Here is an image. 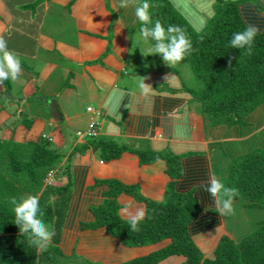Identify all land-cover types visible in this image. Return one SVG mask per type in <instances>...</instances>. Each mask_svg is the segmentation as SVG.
<instances>
[{
	"label": "crops",
	"instance_id": "crops-1",
	"mask_svg": "<svg viewBox=\"0 0 264 264\" xmlns=\"http://www.w3.org/2000/svg\"><path fill=\"white\" fill-rule=\"evenodd\" d=\"M31 1L0 0V16L3 20L0 21V38L5 39L8 49L19 57L20 48L24 47L19 39L23 36L32 38L35 42L32 50L22 56L35 58L32 72L36 69L39 74L26 77V88L24 91L23 85L20 95L12 98L8 95V98L15 100L0 103V144L9 138L18 144L30 142L31 139H27L28 132L37 133L38 126L47 125L49 131L56 135L47 133L43 136L51 138L53 146H68L69 154L64 155L60 148L56 149L60 163L45 174H38L37 178H28L26 173L21 172L23 161L27 160L21 158L24 149L0 150V178L7 182L0 193V207L4 204L6 206L10 197L20 198L30 194L40 197L46 185L66 183L65 171L68 169L72 184L67 210L73 218L71 227L63 232L67 241V254L74 249L78 256L101 264H118L146 256L168 244L169 240L128 247L103 227L82 229V222L94 220L89 217V205L85 204L86 210H83L84 202L93 200L97 203L105 199L104 195L107 192L109 194L110 189L113 190L110 181H114L120 185L114 190L119 205L118 215L129 221V214H134L138 209L146 213L145 200L162 201L171 182H175L176 190H186L199 196L206 192L202 191L201 184L206 183L210 175L222 179L227 185L228 175L224 169L226 161L259 145V139L252 142L247 141V137H216L220 125L207 127L199 109L192 108L191 94L182 89L183 80L176 69L171 72L163 69L165 64L162 59L152 58V54L147 53L146 44L138 45V33L132 37L127 35L125 15L119 13L113 22L116 27L110 28V10L115 11L114 6L120 8L118 0L111 2L113 7L106 6L104 0H74L75 11H71L60 0H33L30 4ZM218 1L215 0V4ZM169 2L196 29L203 17L199 5L204 0ZM34 3H40L39 11L36 15L27 16L34 19L33 24L23 23L24 26L19 27L27 12L19 11V8ZM262 3L264 7V1ZM132 25L138 31L135 15L132 17ZM141 46L139 52L135 50ZM143 55V68H140V57ZM146 64H150L148 69ZM167 76H174L180 87H173L166 79ZM143 80L153 95L150 101L137 106V113L133 114L128 105L130 98L127 93L138 91ZM49 98L56 100L60 121L50 117L47 108L41 103ZM22 99L24 101L19 105L18 101ZM34 104L40 107L35 109L32 107ZM88 107H91V111L87 110ZM29 117L32 122L26 128L23 123L27 124L25 120ZM78 131H91L95 135L78 136ZM43 136L38 139H44ZM101 142L120 145L125 150L111 159H104L100 155ZM140 150L159 152L163 156L142 164L135 154L142 152ZM115 152L118 151L114 149L112 154ZM200 152L209 160L208 175L202 180L197 179L193 186L186 189L184 183L171 178L167 173L166 155L182 156L184 163L187 153ZM142 153L149 158L146 152ZM2 167L5 172H2ZM6 169L10 170L7 172ZM19 180H22L24 187L18 186V182L12 189L10 182ZM78 195L80 201L77 204ZM207 195L202 201L203 215L214 219L216 224L192 234V239L204 258H212L216 244L223 235L229 236V231L232 232L235 227V239L240 237L242 232L236 227V222L243 227V231L247 229L244 231L247 233L250 231V222L258 218L255 222L257 224L264 219V209L250 207L251 203L247 200L234 199L233 212L220 216L210 208L213 200ZM184 263L182 255H171L159 262Z\"/></svg>",
	"mask_w": 264,
	"mask_h": 264
},
{
	"label": "trees",
	"instance_id": "trees-1",
	"mask_svg": "<svg viewBox=\"0 0 264 264\" xmlns=\"http://www.w3.org/2000/svg\"><path fill=\"white\" fill-rule=\"evenodd\" d=\"M262 1L264 0H219L215 4V18L207 22L203 32H197L172 7L169 0H148L154 17L165 25L180 26L192 39L193 51L183 61L190 66L199 89L185 90L198 101L199 111L206 125H225L229 128L239 126L242 129L251 124L247 121L250 114L264 106ZM247 24H253L259 29L251 54L229 45L232 34L243 30ZM136 27H141L137 20ZM256 138L259 139V145L228 160L227 185L239 189L240 195L235 199L247 200L251 203L250 207L264 209V128L254 140ZM100 145V155L104 159H111L125 150L110 142H101ZM37 148V144H34L27 160L23 161V170L20 169L28 178H37L38 174H45L60 163L59 154L55 151H45V147L43 150ZM113 148L118 152L112 154ZM142 152H146L145 155H149V158ZM142 152H135L142 164L163 156L151 150ZM185 157L184 163L182 156L173 154H167L164 160L169 176L184 183L187 189L197 179L202 180L208 175L209 160L201 152L187 153ZM68 172L70 171L66 169V183L46 185L40 195L43 218L55 232L46 252H38L30 245L27 237L21 234L14 224L15 218L9 203L6 208L5 204L0 207V264H66L65 258H77L83 260V264H89L90 261L78 256L74 249L67 254V241L63 237L64 230L71 227L73 218L68 215L70 211L67 210L71 201L69 188L72 184V177ZM110 185L113 190L110 189L109 194H105L108 199L105 197L97 203L93 200L84 202L83 210H86L85 204L89 205V217L94 220L82 222V229L103 227L128 247L169 240L168 244L146 256L118 264H159L171 255H182L185 258L184 264H264V219L238 239L223 235L216 244L213 257L204 258L194 243L192 234L216 224L214 219L203 215L202 201L207 198V192L195 196L186 190H176L175 182H171L162 201L145 200V217L140 222V230L134 232L130 230L129 222L117 212L119 205L114 190L120 185L114 181H110ZM79 198L78 195L76 203L80 201ZM55 258L59 259L58 263L53 260Z\"/></svg>",
	"mask_w": 264,
	"mask_h": 264
},
{
	"label": "clouds",
	"instance_id": "clouds-1",
	"mask_svg": "<svg viewBox=\"0 0 264 264\" xmlns=\"http://www.w3.org/2000/svg\"><path fill=\"white\" fill-rule=\"evenodd\" d=\"M126 6L125 4L121 5ZM148 0H141L135 7L134 15L141 27L138 29V45L140 43L149 44L148 54H159L162 61L170 66L176 65L190 56L193 51L192 39L189 34L180 26L168 24L165 25L159 18L154 17L150 11ZM203 17L195 31L203 32L207 22L216 16L215 0H204L199 5ZM259 29L253 24H247L241 31L234 32L229 41L233 49L245 50L249 54L252 52L253 44ZM22 67L21 58L8 49L7 41L0 38V84L6 80L16 81L19 79L18 73ZM173 87H180L178 80L174 76H167ZM129 96V108L133 114L137 113V106L150 101L153 93L149 85L144 80L140 83L138 91L127 93ZM211 126V125H207ZM238 127L239 126H232ZM255 127H250L252 131ZM78 136H94L88 131L76 132ZM255 135H243L242 129L238 131L240 138L247 137V141H254ZM251 135V136H250ZM250 136V137H249ZM249 137V140H248ZM124 151V150H123ZM52 173V171H49ZM201 187L213 200V206L210 208L220 216H225L233 212V201L239 197V189L234 186H228L222 179L210 175L206 183ZM106 197V195H104ZM103 197V198H104ZM14 214V224L18 226L22 235L27 237L30 245L38 252H46L52 243L55 235L52 226L44 220V210L41 199L37 195H26L20 198L15 196L8 199ZM145 217V210L138 209L134 214H129V226L131 231L140 230V222Z\"/></svg>",
	"mask_w": 264,
	"mask_h": 264
},
{
	"label": "rangeland",
	"instance_id": "rangeland-1",
	"mask_svg": "<svg viewBox=\"0 0 264 264\" xmlns=\"http://www.w3.org/2000/svg\"><path fill=\"white\" fill-rule=\"evenodd\" d=\"M62 1L65 5H67V7L71 10V11H75L76 8L73 7L74 6V0H60ZM106 2V6H110V7H113L111 5V2H113V0H104ZM34 2L33 0L30 2V4ZM118 2L122 5V4H125L126 6L122 7L120 6V8L116 9V7L114 6V10H110V14H109V17L111 16V21H112V24L110 25V28H115L116 25L113 23L115 22L116 20V17H118V14H124L126 19L124 20L125 23H126V28L128 29L127 31V35L132 37L133 34L135 33L134 36H136V33H138V31L136 29H133V25H132V17L134 16V9L135 7L138 5V1L137 0H118ZM217 3V2H216ZM119 5V4H118ZM40 9V3H37V4H32L30 5L29 7L27 6H24V7H21L19 8V11H24L26 10L27 12L25 13V15H23V17H25L24 20H22V24L19 25V27H23L24 24H33L34 22V19H31L27 16H31V15H36V13L39 11ZM87 12V11H86ZM0 21H3L1 16H0ZM24 23V24H23ZM111 29H110V33H111ZM15 36V35H14ZM22 41V45L24 43V47L23 48H20V54H21V61H22V67L20 69V73H18V76L19 79L16 80V81H12V80H6L4 81L2 84H0V103H4L5 102H8V101H12V100H15V98H13L11 100V98L15 95H20L23 91V85H24V91H25V88H26V85H25V79L26 77H29L30 75L31 76H38V71H33V66L36 64V60L34 57L32 56H29V57H26V56H22L24 54H28L30 53V50H32V45H34V41L32 38H27L26 36H23L21 37V39H19ZM126 46V42L124 44V48ZM150 45L149 44H146V50L147 48L149 47ZM142 48L141 47H138V50L135 48L136 51H140V49ZM19 56V55H18ZM156 57L157 59H161L160 55L159 54H152V58ZM141 58V62H140V68H143V61H144V55L143 57H140ZM165 64V63H164ZM150 65V64H146L145 67L146 69L147 66ZM163 69H166V70H169V72L172 71V69L174 70V68L176 69V72L179 73V75L182 77V89H191V90H198L199 89V86H198V83L196 82V79L194 77V74L192 73V70L190 68V66H188V64L185 62V61H181L180 63L176 64V65H173V66H170V65H167L165 64L163 67ZM166 86V85H165ZM8 95H10L11 98H8ZM192 97V108L195 107L196 110L199 109V103L198 101L194 98V96H191ZM29 102H31V100H29ZM28 102V103H29ZM9 106V109H10V105L8 104ZM32 107H34L35 109L39 108L40 106L39 105H36L34 104ZM179 109V108H178ZM13 110V108H12ZM11 110V111H12ZM199 111V110H198ZM27 124L23 123V125L28 128V126L31 124L32 122V118L29 117L28 119L25 120ZM248 122H250L251 124H249L248 126L245 125L243 128H242V133L243 135H254L253 132L257 131V132H260L263 128H264V106H260L257 108V110L253 111L251 114H250V117L247 119ZM22 125V126H23ZM251 125H254V129H252V131H249L250 129V126ZM219 128L217 129L216 131V137L218 138H229V137H232L233 139H236L237 136H239L238 131L240 130V128L238 127H227L225 125H220L218 126ZM38 132L37 133H30L28 132V138L27 139H31V141L29 142H26L24 144H18L16 143L15 141H12L10 138L7 142L5 143H2L0 144V150H3V151H7V150H10L9 148H13V149H16V148H20V149H24V151L21 153V158H27L28 156V153L30 151V149H32L34 147V144H37V149L41 150L43 147H45V151H55L56 149L60 148V152H62L64 155H68L69 154V148L68 146H63V145H54L53 146V143L51 142V138L49 137H46V136H43L44 135H48L47 133H50L52 134L53 136H55L56 134H54V132L52 131H49V127L47 125H40L38 126ZM215 130V129H214ZM212 131V133H214L215 131ZM39 132H41L42 134H40ZM3 134V133H2ZM250 135V136H251ZM40 136H43L44 139L40 140L38 139V137ZM249 136V137H250ZM46 137V138H45ZM249 137H248V140H249ZM222 141V140H221ZM223 141H227V140H223ZM235 143V146L237 144V140L234 141ZM63 146V147H62ZM225 149V147H224ZM43 150V149H42ZM61 153V158H63V154ZM228 163L229 161H226L225 163V166H224V169H225V172H227V167H228ZM10 169H6V171L8 172ZM0 171H1V168H0ZM2 172H5L4 168L2 167ZM2 181L1 182V178H0V193L3 192V186H7V183H6V180H4V178H2ZM22 180H19V181H16V182H10L11 184V188L14 189V185L17 184L18 182V186H22L24 187V183L21 182ZM3 185V186H2ZM17 194V193H16ZM19 195V193L17 194V196ZM26 196V195H25ZM38 196V195H37ZM19 198V197H18ZM7 206H5L4 208H6ZM230 216V215H229ZM258 218H256L253 222H250L249 226V230H252L255 226H256V220ZM228 220V219H226ZM239 222H236V227L239 229L240 233L239 235H243L245 234L244 231H246L247 229H245L243 231V227L238 225ZM238 225V226H237ZM246 228H247V225L245 224ZM235 231H236V228L234 227V230L231 232L229 231V236L234 238L235 239ZM56 263H58L59 259L58 258H55L53 259ZM64 262L66 264H83V260H80V259H75V258H65L64 259ZM89 264H101V263H96V262H92L90 261Z\"/></svg>",
	"mask_w": 264,
	"mask_h": 264
},
{
	"label": "water",
	"instance_id": "water-1",
	"mask_svg": "<svg viewBox=\"0 0 264 264\" xmlns=\"http://www.w3.org/2000/svg\"><path fill=\"white\" fill-rule=\"evenodd\" d=\"M23 99L19 102V105L22 104ZM41 103L47 108L48 114L53 119H56L57 121H60V113L58 111V107L56 104V100L54 98L48 99V100H42Z\"/></svg>",
	"mask_w": 264,
	"mask_h": 264
},
{
	"label": "built area",
	"instance_id": "built-area-1",
	"mask_svg": "<svg viewBox=\"0 0 264 264\" xmlns=\"http://www.w3.org/2000/svg\"><path fill=\"white\" fill-rule=\"evenodd\" d=\"M87 110L91 111V107H88ZM88 132H89V134H93V132H91V131H88Z\"/></svg>",
	"mask_w": 264,
	"mask_h": 264
}]
</instances>
